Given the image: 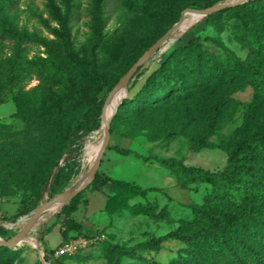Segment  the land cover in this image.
Instances as JSON below:
<instances>
[{"label":"rangeland","instance_id":"374dc122","mask_svg":"<svg viewBox=\"0 0 264 264\" xmlns=\"http://www.w3.org/2000/svg\"><path fill=\"white\" fill-rule=\"evenodd\" d=\"M97 1L69 0L73 44L69 53L55 34L60 26L54 13H65L66 0H0V229L5 232L0 238L4 240L19 233L22 218H30L37 208L57 195L51 197L49 186L45 187L46 176L63 149L66 124L79 118L97 99L109 95L106 88L99 91V82L87 72L91 51H96L99 72L111 82L136 63L133 61L142 47L173 27L183 11L195 9L206 0H105L100 10ZM209 16L197 22L179 43L163 53L162 46L148 59L130 81L128 93L134 94L174 49L191 40L217 57L222 58L223 48L227 47L242 61L262 60V56L251 52L243 37L245 24L239 18L231 13L208 19ZM261 21L264 18L254 19L257 24ZM18 50L21 54L13 67ZM26 59L54 60L68 71V78L48 85L36 72L23 67L22 61ZM12 72L14 82L9 86L6 83L12 80ZM254 85L249 77L229 72L214 93L192 99L190 107L181 108L176 116L151 120L123 118L115 123L98 174L134 182L149 189L148 193L136 197L110 183L94 186L93 181L78 194V210L72 215L79 224L77 230L82 235L102 232L109 243L131 249L192 219L189 207L203 203L210 185L190 182L180 187L173 171L159 159L173 158L210 172L223 171L228 163L225 147L252 128L256 118L263 117L264 100L256 97ZM50 87L56 96L45 102L39 91ZM224 98V111L211 137L214 145L197 149L195 142L207 133L214 106ZM102 126L77 139L73 152L59 158L58 167L77 170L61 193L72 190L73 180L85 170L87 145L102 134ZM173 131L178 132L176 138L161 139L164 133ZM116 146L129 148L133 153H118ZM38 194L40 200L29 212ZM61 210L40 226L34 246L13 248L18 251L15 264H43L41 251L60 248V225L50 234L45 231L55 223ZM76 235L77 232L70 233V237ZM186 249L184 241L167 240L159 251L123 255L97 244L88 246L77 257L55 259L57 264H172L180 254H188Z\"/></svg>","mask_w":264,"mask_h":264},{"label":"trees","instance_id":"16d2710c","mask_svg":"<svg viewBox=\"0 0 264 264\" xmlns=\"http://www.w3.org/2000/svg\"><path fill=\"white\" fill-rule=\"evenodd\" d=\"M220 0H206L198 5V10L216 5ZM105 0H98L97 9L100 10ZM66 11H56L54 14L59 23L55 34L62 41L69 53L73 51L72 34L69 23L72 11L69 0H66ZM169 9L166 8V11ZM223 13H231L244 24V39L248 40L251 52L262 56V60L242 61L227 47L224 55L217 57L205 51L196 40H191L186 46L174 49L168 57L153 70L144 80L140 88L122 101L114 115L110 133L113 132L115 123L126 119L151 120L155 117L167 119L176 116L181 108L188 109L194 98H200L214 93L225 82L227 74L234 76H247L255 84L256 97L264 100V21L254 22V19L264 18V0H248L242 4L226 7L208 17H219ZM166 33V32H165ZM165 33L153 39L142 47L133 63L140 58L158 39ZM209 39H214L210 38ZM214 41V40H212ZM216 42V41H214ZM219 45L221 43H218ZM13 57L12 66L15 67L19 55ZM23 67L28 71L36 72L42 82L53 85L68 78V71L54 60L41 59L40 61H22ZM88 74L99 82V91L107 89L110 93L120 79L128 72L130 66L125 68L113 81L108 82L106 77L99 72L95 49L87 59ZM65 71V72H64ZM7 81L11 86L14 78ZM38 90V89H37ZM41 90V89H39ZM48 102L56 96L53 88L39 91ZM106 97L97 99V102L88 106L79 118L69 121L65 126L63 149L49 169L46 176V186H49L51 197L61 193L69 181L77 174V170L67 166L58 167V161L66 153L73 152L77 139L97 131L101 127L102 112ZM226 101L219 100L214 106L211 121L207 124V133L195 142L197 149L212 147L211 140L215 126L224 111ZM253 126L244 131L240 137L225 148L228 154V163L223 171L210 172L200 167L188 166L183 162L168 158L159 159L167 168L171 169L177 178V185L186 187L190 182L206 183L210 191L204 197L203 203L191 205L192 219L180 228H177L160 237H150L131 249L102 240L91 245H101L111 252L123 255H132L136 251H159L167 240L184 241L187 245V255L180 254L172 264H264V112L263 117L255 119ZM177 131L164 133L161 139L176 138ZM115 150L124 155L133 151L129 148L116 146ZM110 183L114 187L128 190L132 196H146L149 189H143L134 182L113 178L106 174H97L92 185ZM79 196L62 207L55 223L50 226L45 234H50L54 227L60 225L63 245L71 239L80 237L96 238L102 235H82L77 230L79 224L72 215L78 210ZM40 200L30 207L29 212L36 208ZM142 208V207H141ZM149 208V207H148ZM77 232L75 237L70 233ZM5 232L0 229V236ZM57 249L49 250L52 255ZM18 251L0 245V264H15ZM77 253L70 257H77ZM67 257V256H64ZM51 264H57L55 257L45 256Z\"/></svg>","mask_w":264,"mask_h":264},{"label":"water","instance_id":"95a60500","mask_svg":"<svg viewBox=\"0 0 264 264\" xmlns=\"http://www.w3.org/2000/svg\"><path fill=\"white\" fill-rule=\"evenodd\" d=\"M248 0H239L235 3H218L212 7L206 8V9H202V10H198V9H189L191 11L200 13L203 18L209 16L210 14H213L217 11H220L226 7H232V6H236L239 4H242L244 2H247ZM188 11V10H186ZM186 11H183L181 14V18L180 20L175 23L173 25V27H171L160 39H158L139 59L138 61L128 70V72L120 79V81L118 82V84L114 87V89L109 93L108 97L106 98L104 107H103V112H102V123L103 124V120L105 118V112H106V106L108 104V102L111 100V98L114 96L116 90L118 87L120 86H124L126 93L125 95L120 99V101L118 102L114 114L112 115L111 119L109 120V122L106 125V138L104 143L102 144L100 151L97 154V157L88 173L89 177L88 180L86 182H84L83 184H81L78 188L73 189L71 191H66L60 194H57L55 197H53L49 202L43 204L42 206H40L39 208H37L33 214L31 215V217L29 218V221L27 222L26 227L23 230H20L19 233H17V235H15L14 237H12L11 239L8 240H4L2 238H0V245L5 246L9 249H13L16 247V245L23 240L24 238H26L31 230V227L33 226V224L35 223L37 217L39 216V214L49 205L53 204L56 201H62L63 205L68 204L69 202H71L73 200V198H75L79 193H81L84 189H86L96 178L97 174H98V170L100 168V165L102 163V159L104 157L105 151L109 145L110 142V137H111V133H110V125L112 122V119L114 117V115L116 114L118 107L120 106V104L122 103V101L128 96V85L130 83V81L133 79V77L135 76L136 72L145 64V62L150 59L164 44H166L168 42V40L172 37V35L174 33H176V31H178V29L180 28L182 21H183V17ZM202 18V19H203ZM41 260L43 263H45L44 260V254L41 251Z\"/></svg>","mask_w":264,"mask_h":264},{"label":"bare ground","instance_id":"6f19581e","mask_svg":"<svg viewBox=\"0 0 264 264\" xmlns=\"http://www.w3.org/2000/svg\"><path fill=\"white\" fill-rule=\"evenodd\" d=\"M202 18H203V16L200 13H197V12H194L191 10L186 11L184 14L183 21H182L180 28L178 29V31H176V33H174L172 35V37L168 40V42L163 45L161 52L163 53V52L169 50L171 47H173L174 44L179 43V41L184 38L182 36L185 33H187L188 31H190V29L197 22H199ZM125 93H126V90H125L124 86L118 87L114 96L108 102V104L106 106L105 118H104L103 126H102L103 132L101 135L97 136L94 141H92L91 143H89L87 145L86 154H85L87 165H86V168H84L85 170L83 172H81L80 174H78L75 177V179L73 180L72 190L78 188L81 184H83L84 182H86L88 180V177H89V175L87 173L88 169L91 165H93V163L97 157V154L100 151V148H101V146L104 143L105 138H106V125L109 122V120L111 119L112 115L114 114V111H115V108H116L118 102L125 95ZM69 191H71V190H69ZM62 205H63V202L59 200V201H56L53 204L47 206L37 217L35 223L31 227L29 236H27L26 238L21 240L16 246H23V245H29V247L34 246L35 241H37L35 239V234L38 232L40 226L42 224L46 223L47 221H49V219H51L53 216H55L59 212V210H61ZM28 221H29V217L22 218V220H21V228L22 229L21 230H23L26 227ZM49 264H51V263H49Z\"/></svg>","mask_w":264,"mask_h":264},{"label":"built area","instance_id":"2783aa9c","mask_svg":"<svg viewBox=\"0 0 264 264\" xmlns=\"http://www.w3.org/2000/svg\"><path fill=\"white\" fill-rule=\"evenodd\" d=\"M2 223V220H0V224ZM104 240V235L97 236L96 238H85V237H80L77 239H71L64 243L63 245L60 246L59 249L56 250L55 254L52 255L48 251L46 253L43 252L44 254V260L45 256L48 255L50 258L54 257H62V256H73L77 253H80L82 250L86 249L88 246H91L95 244L98 241ZM43 264H49L45 260V263Z\"/></svg>","mask_w":264,"mask_h":264}]
</instances>
